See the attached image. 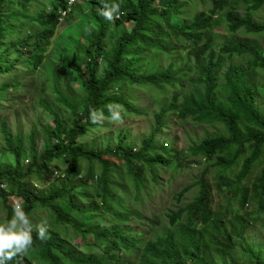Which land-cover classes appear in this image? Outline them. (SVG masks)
Wrapping results in <instances>:
<instances>
[{
    "label": "trees",
    "instance_id": "16d2710c",
    "mask_svg": "<svg viewBox=\"0 0 264 264\" xmlns=\"http://www.w3.org/2000/svg\"><path fill=\"white\" fill-rule=\"evenodd\" d=\"M69 3L57 0L48 11L36 7L35 0H0V76L15 72L21 60L30 73L54 69L45 60L63 23L61 13L70 11L77 18L67 25L75 27L69 38L76 43L63 54L61 67L67 82L80 85L75 94L62 92L58 85L64 81L54 77L57 100L69 115H60L42 99L54 128L44 129L41 151L38 134L31 132L27 165L20 136L1 123L3 151L15 160L0 162L3 227L18 232L23 225L34 238L27 256L17 254L6 264H216L211 260L217 256L230 257L238 240L246 242L250 227L232 210L233 201L240 211L256 203L264 213V112L257 106L264 94V0H89L80 14ZM112 4L120 5L121 19L108 21L99 14L98 9L108 12ZM29 25L38 30L22 35ZM220 27L225 35L217 33ZM24 84L22 78L0 85V103L10 88L27 91ZM137 91L162 101L154 114L155 129L140 149L135 151L138 143L129 134L114 149L86 148L89 133L105 127L101 120H114L117 114L122 119L147 116ZM172 117L178 124L193 121L216 133L188 153L156 144ZM112 157L124 161L118 189L110 180ZM56 161L66 166L58 175L64 185L59 188L48 184ZM191 166L201 168L200 175L175 197L166 226L137 211L143 194L158 189L160 170ZM91 187L97 201L89 196ZM216 190L227 196L221 209L215 207ZM192 192V201L183 204ZM10 199L22 201L27 224ZM40 213L48 217L38 218ZM45 221L50 238L40 240L37 230ZM245 251L249 264H264L260 255Z\"/></svg>",
    "mask_w": 264,
    "mask_h": 264
},
{
    "label": "rangeland",
    "instance_id": "374dc122",
    "mask_svg": "<svg viewBox=\"0 0 264 264\" xmlns=\"http://www.w3.org/2000/svg\"><path fill=\"white\" fill-rule=\"evenodd\" d=\"M57 0H35L37 3L36 7L44 8L48 11L50 8H54ZM89 0H81L80 3L75 8V11L81 13L83 10L86 12L88 8ZM114 2L115 0H108ZM108 5V4H107ZM18 6H14L13 9L16 14L20 13ZM124 7V5H123ZM110 8V6H108ZM34 9V8H33ZM81 10V11H80ZM111 11V10H110ZM62 23L61 28H59L57 37L52 41V46L49 49L50 55L46 58V62H51V66L54 69H49V71H37L36 73L25 71L24 67H27L25 60H21L17 65L15 72H9L8 75L4 74L0 76V85L5 83L17 82L19 79H24V87L27 88L25 92H17L13 88H10L6 94V100L0 103V162L13 164L15 163L14 157L9 156L3 151V147H6L4 135L2 132L1 123L5 122L8 126L10 133L14 136H20L21 142V159L23 165H27L30 160L29 157V138L32 131L38 134V149L41 151L43 149V142L40 139L44 135V129H53L54 122L53 117L47 113L42 107V99H47L51 108L56 110L60 115H69V111L60 105L57 100V94L55 89V76L58 80L64 81L59 82L58 88L62 92H68L71 90L72 94L79 92L80 85L76 82H67L68 75L63 71L61 64L63 54L69 51V48L75 46V41L70 40V35L74 34L75 27L69 28L67 25L72 21V19L77 18L76 15L70 14ZM15 16L17 17L18 15ZM116 13H113L115 16ZM261 19L264 20V12L260 15ZM21 19V18H20ZM115 20V17L114 19ZM117 20V18H116ZM14 25L17 26V19H14ZM132 29L131 26H129ZM38 30V28L32 25L27 26L23 31L22 35L25 33H33ZM72 33V34H71ZM219 35H225L223 27L217 29ZM85 41V40H84ZM261 44L264 48V39H261ZM87 44V41H85ZM223 44V43H221ZM69 54V53H68ZM72 56V53L71 55ZM102 62V61H101ZM44 63V64H45ZM164 65L169 63V60L164 58L162 60ZM103 64L99 66L100 72L102 71ZM137 96L139 97V105H141L147 111L146 117H127L126 119H121L117 122L116 120H101V123L105 125L104 128H96L95 132H90L87 139L84 140L87 145L86 148H116L120 143V140L124 137V134L130 135V141H136L138 145L135 147V151L140 149V142L151 136L155 129V116L154 114L161 108L162 101H156L154 99L153 93L146 91H137ZM257 106H259L264 112V94L258 96ZM216 133L215 129L207 126H198L195 122L189 121L184 124H178L176 119L172 117L162 133L156 137V144L159 145H169L173 146L179 150H184L188 153L189 148L201 141L204 137L212 136ZM191 159V157H189ZM111 164L113 166L112 173L110 175L111 184L119 188L120 182L124 180V161L119 157L110 158ZM190 162V160H187ZM26 163V164H25ZM66 166L61 161H56L53 164L52 174L48 179V184L52 183L55 186L63 187V182L58 178L60 174L64 173ZM94 169L97 173L100 172V165L96 163ZM174 170V169H173ZM171 170H160L159 178L160 183L158 189L151 192L153 195L148 193L143 194V203L137 204L135 207L138 212L144 214V217L153 219L155 222H159V226H166L168 224L167 215L176 206L175 197L185 188L191 186L195 178L200 175L201 168L197 166H191L190 169H180L173 171ZM259 168L256 172H258ZM87 173V171H85ZM257 173H255L256 175ZM54 175V176H53ZM254 175V176H255ZM85 176V175H84ZM47 184V185H48ZM40 188V185H37ZM154 184H151L153 187ZM94 187V186H92ZM92 187L90 189V198L98 200V193L92 192ZM216 195V209H221L225 206V201L227 196L224 192L219 193L215 191ZM195 194L192 192L186 196L184 203H190L194 198ZM232 194H229L231 197ZM137 195L132 194V200H136ZM182 204V205H183ZM10 207H15L16 205H22L21 200H9ZM23 208V205H22ZM232 210L235 213H241L243 217L250 221V227L245 234V240L237 241V247L234 252L229 257L217 256L211 261L216 264H249V252L255 253L261 256V260H264V213L258 212V206L256 203H249L245 211H240L239 204L237 200L233 201ZM38 218L46 219L48 216L45 213H40ZM6 219V213L4 211L3 204L0 200V226H4V220ZM135 223L133 226H136ZM80 240L76 239L75 243L80 244ZM229 258V259H228Z\"/></svg>",
    "mask_w": 264,
    "mask_h": 264
},
{
    "label": "clouds",
    "instance_id": "9594fccd",
    "mask_svg": "<svg viewBox=\"0 0 264 264\" xmlns=\"http://www.w3.org/2000/svg\"><path fill=\"white\" fill-rule=\"evenodd\" d=\"M80 3V2H79ZM78 5V4H77ZM76 5V6H77ZM108 7V5H104ZM75 7V6H74ZM100 15L107 17L108 21H112L115 17L119 20V16H121L120 5L112 4L111 11L101 13L98 9ZM113 13H116L113 16ZM121 19V18H120ZM112 105H108L111 107ZM117 122L121 121L122 117L117 114L114 118ZM95 122V121H93ZM13 210L20 216L21 219L24 220V223L27 224V214L23 211L20 205H16ZM46 226L38 227L37 237L40 240H46L49 237V229L48 222L45 221ZM34 247V238L31 234V228H25L21 225L18 232L5 231L3 226H0V264H6V261H13L14 258H17V254H19V258H23L27 256ZM10 249H14L13 251H8Z\"/></svg>",
    "mask_w": 264,
    "mask_h": 264
},
{
    "label": "built area",
    "instance_id": "2783aa9c",
    "mask_svg": "<svg viewBox=\"0 0 264 264\" xmlns=\"http://www.w3.org/2000/svg\"><path fill=\"white\" fill-rule=\"evenodd\" d=\"M81 0H70V3H69V6L70 7H74L76 6ZM70 11L68 12H62L61 15H62V19L61 21L64 22L66 20V18L68 17V14H69ZM121 18V16H119V19ZM3 190L5 189V187H1ZM22 207V205H20Z\"/></svg>",
    "mask_w": 264,
    "mask_h": 264
}]
</instances>
